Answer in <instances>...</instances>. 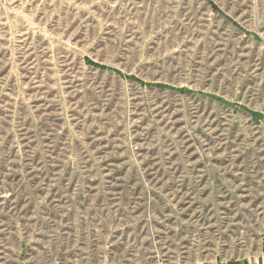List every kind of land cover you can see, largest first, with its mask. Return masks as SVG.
<instances>
[{
  "label": "rangeland",
  "instance_id": "1",
  "mask_svg": "<svg viewBox=\"0 0 264 264\" xmlns=\"http://www.w3.org/2000/svg\"><path fill=\"white\" fill-rule=\"evenodd\" d=\"M0 264H264V0H7Z\"/></svg>",
  "mask_w": 264,
  "mask_h": 264
},
{
  "label": "built area",
  "instance_id": "2",
  "mask_svg": "<svg viewBox=\"0 0 264 264\" xmlns=\"http://www.w3.org/2000/svg\"><path fill=\"white\" fill-rule=\"evenodd\" d=\"M6 2L7 0H0V7L3 6Z\"/></svg>",
  "mask_w": 264,
  "mask_h": 264
}]
</instances>
